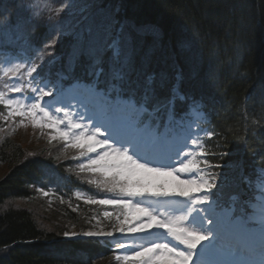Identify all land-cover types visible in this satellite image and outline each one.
<instances>
[{
    "label": "snow or ice",
    "instance_id": "obj_1",
    "mask_svg": "<svg viewBox=\"0 0 264 264\" xmlns=\"http://www.w3.org/2000/svg\"><path fill=\"white\" fill-rule=\"evenodd\" d=\"M81 2L80 19L74 24L50 25L61 38H72L66 57L52 56L49 49L59 42L52 39L34 57L5 67L0 77V105L6 110L0 120L19 117V124L41 129L49 142L62 141L65 158L71 150L78 173L91 177L87 183L110 194L95 199L75 193L85 204L111 208L102 213L110 230L93 217L97 223L92 229L65 231L63 236L96 238L105 244L114 240L115 250L122 253L115 260L122 264H264V199L257 203L254 194L239 193L223 201L224 169L234 167L224 162L230 153L206 152L196 140L192 143L201 154L194 159H188L194 153H182L181 148L175 159L161 151L182 127L178 102H187L189 109L202 102L182 91L179 69L173 66L170 74L163 54L155 55L158 31L121 17L119 6L108 11L103 0ZM19 8L20 20L13 24L7 16L0 35L11 25L17 30L15 39L28 45L43 14L30 3ZM96 16L101 17L99 23ZM149 33L151 43L144 39ZM46 53L48 65L63 59L67 68L57 73L55 93L45 91L51 83L42 70ZM77 66L79 75L73 73ZM68 79L75 104L65 99L60 84ZM48 96L53 101H46ZM148 149L153 155L146 154ZM207 155L219 162L209 163ZM254 163L256 178L264 180V156ZM241 183L255 193L251 176L242 172ZM37 191L49 196L42 188ZM161 235L162 240L157 238Z\"/></svg>",
    "mask_w": 264,
    "mask_h": 264
},
{
    "label": "trees",
    "instance_id": "obj_2",
    "mask_svg": "<svg viewBox=\"0 0 264 264\" xmlns=\"http://www.w3.org/2000/svg\"><path fill=\"white\" fill-rule=\"evenodd\" d=\"M103 2L110 11L119 6L120 16L137 26L158 31L160 47L155 55L163 54L170 74L173 66L179 69L182 91L202 102L191 108L203 114V120L198 122L203 149L230 153L224 162L234 167L224 169L225 183H235L243 193L250 191L241 183V173L254 181V161L264 156V0ZM34 33L36 44L47 39L43 26L36 27ZM144 39L151 43L153 36L149 33ZM71 42V37L63 38L55 47L57 54L66 57ZM3 51L21 58L13 47L4 46ZM57 71L65 69L52 64L46 77H53ZM80 71L79 66L73 69L75 75ZM190 110L187 102H178V116L184 119ZM23 150L10 138L0 143V164L8 169L0 178V264H116L108 242L64 238L62 229L57 233L40 227L38 213L14 205L16 200L29 198L35 188L53 190L59 194L58 199L62 197L63 202L75 208L71 211L68 206H60L62 218L85 230L90 228V222L83 214L86 212L89 219L91 215L84 203L74 199V191L92 198L106 196L90 194L96 192L93 187L67 171L63 162L56 163L44 153L27 157ZM207 159L209 163L219 162L212 155ZM104 227L110 228L109 222Z\"/></svg>",
    "mask_w": 264,
    "mask_h": 264
},
{
    "label": "rangeland",
    "instance_id": "obj_3",
    "mask_svg": "<svg viewBox=\"0 0 264 264\" xmlns=\"http://www.w3.org/2000/svg\"><path fill=\"white\" fill-rule=\"evenodd\" d=\"M20 3H30L32 5H35L36 9L43 14V19L38 24V26H43L47 29V39L45 40V42L41 44H36L38 39L36 40L35 33L32 32L31 36L29 37V44L25 45L23 40L15 39V36L17 35L16 29L12 28L11 25L5 26L3 34L0 35V50H1L0 77H2V72L5 67L11 66L12 64L24 60H28L31 57H34L35 55H37V50L43 47V45L46 42H50L52 39H56L59 41L56 44L58 45L63 40V38L59 36L58 30L56 32H53L50 25L55 24L57 21H61L65 24H74L77 20L80 19L81 14L79 10L81 7H83V3L81 2V0H0V16L2 20L0 23H2L7 16H11L13 24L17 23L20 20V17L22 16V12L19 8ZM102 6H104L108 11H110L109 7L106 6L104 2ZM61 7L64 8L63 12L58 11ZM92 11L95 12V9H92ZM49 16L52 17L51 20L47 19ZM95 19L96 22L99 23L101 17L96 16ZM56 45L54 47H56ZM4 46L15 48V50L21 55V58H19L17 55H14L12 53H8V51L4 52L3 51ZM54 47L52 49H49V52H51L52 56H55ZM69 51H70V46L68 48V52ZM49 59L50 57L46 53L44 55L45 63L43 64V69H42L43 71L50 69L52 64L48 65L46 63V61H48ZM64 69L65 72H67V68L65 64H64ZM58 72L60 71H57V73ZM57 73L53 75V77L51 78L46 77V79L50 80L51 83L49 84V87L45 89V91L51 89L53 93L56 92V89L53 87V84H55L56 81L58 80ZM45 74L47 75V73ZM63 82H64L63 80H60V84L63 86L65 99L75 104V101L71 100V96L73 95V93L69 91V88L72 83L64 85ZM2 83L3 80L0 79V85H2ZM24 95L30 96L31 93L29 91L26 92ZM53 99H54L53 96L45 97V100L49 102L53 101ZM55 106H59V105H55ZM0 112H6V110L2 105H0ZM201 118H202L201 112L192 110L191 120L182 122V127L176 130L173 137L169 141L168 145L161 151H164L169 155H173L177 148H181L182 153H190V152L194 153V156H189L188 159H194L196 157H199L201 154L200 148L196 147V145H194L192 141L196 140L198 144L202 145V143L199 142L200 130L196 125L197 120H201ZM19 119L20 118L17 117L15 118V120L11 122H5L3 120H0V129H3L2 131H0V143L5 139L10 138L11 140L20 144L22 149H24L23 151L25 156L27 157H33L44 153L46 157H51V159L56 163L63 162V166L65 169H67V171H69L71 174L79 178L82 183L87 184L89 188H91V186L93 187V189L96 192H89L90 194L91 193L103 194V192H101L99 189H96L94 185H89L87 183V180L91 178L88 174L78 173V170L76 169V162L70 158L73 155L71 150L67 154L69 158H65L64 145L62 141L53 140L49 142L47 135L42 134L41 129L33 128L30 123L21 125L19 124ZM49 131L50 130L45 129L44 133H47ZM148 150H146L147 151L146 154L149 156L153 155V153H150L151 151L153 152V150L151 149ZM30 153L32 155H29ZM173 158L175 159L174 155ZM185 162H187V160ZM178 166L179 165L177 164V167ZM7 170L8 169L5 164H0V178L6 173ZM181 178L184 177L182 176ZM254 187H255V193L253 194L256 196V202L258 203L262 199H264V180H259L256 178V180L254 181ZM37 189L39 188H35L34 190H32V194L29 196V198L14 201V205L28 208L32 210L35 214L38 213L36 215L37 218L39 216V221H40L39 225L40 227L45 228L47 231L52 230L58 233L60 232L59 230L62 229L63 232L65 231L82 232L92 229V226L97 223V219H100L102 221L100 226L104 227V223L106 221H103L102 213L103 211H105L104 209L106 207L104 208V206H100V205L85 204L83 202V199H79V200L77 199L75 195L77 191H74L73 194L74 199L84 203L83 205L87 207L88 210L87 209L86 210L91 215L89 219L88 216H85L86 212H84L83 217L87 218V223L90 222L88 223L90 225V228H87L85 230H79L75 226H72L70 223L66 222V220L62 218L60 214L62 212L59 209L60 206H64V207L68 206V208L71 211L75 209L73 206H70L67 202H61V199L60 198L58 199L59 194H57L53 190H46L47 192H49V196L45 197L42 194V192L37 191ZM221 191L223 193L224 203H228L229 198L232 195L239 194L238 193L239 189L233 182L224 183L222 185ZM82 194L85 195V193ZM104 194L110 195L107 193ZM52 216L58 217L57 220H54ZM93 217H96L97 219H93ZM105 229L110 230V228H105ZM63 232H62V236H63ZM157 238L162 240L165 237L161 235ZM72 239H78V238H72ZM108 242L110 244L111 250L114 251L113 260L116 262V264H122V262H118L115 260L116 255L122 254L121 252L115 250V241L110 240Z\"/></svg>",
    "mask_w": 264,
    "mask_h": 264
},
{
    "label": "bare ground",
    "instance_id": "obj_4",
    "mask_svg": "<svg viewBox=\"0 0 264 264\" xmlns=\"http://www.w3.org/2000/svg\"><path fill=\"white\" fill-rule=\"evenodd\" d=\"M54 52H55V56H59V57H61L60 55L57 54L55 47H54ZM54 64L57 65L58 69H62V68H64V64H65V63H64L62 60H59V61H57V62L54 63ZM44 73H47V70H45ZM43 191H45V190H43ZM82 238H83V237H82ZM91 239H94V238H91ZM137 242H139V240H138Z\"/></svg>",
    "mask_w": 264,
    "mask_h": 264
},
{
    "label": "water",
    "instance_id": "obj_5",
    "mask_svg": "<svg viewBox=\"0 0 264 264\" xmlns=\"http://www.w3.org/2000/svg\"><path fill=\"white\" fill-rule=\"evenodd\" d=\"M82 238V237H81Z\"/></svg>",
    "mask_w": 264,
    "mask_h": 264
}]
</instances>
